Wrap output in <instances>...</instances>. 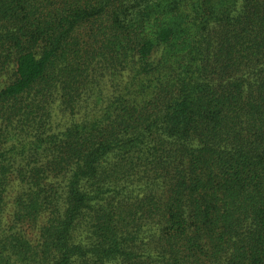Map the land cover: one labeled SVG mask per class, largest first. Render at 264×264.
Instances as JSON below:
<instances>
[{
    "label": "trees",
    "instance_id": "trees-1",
    "mask_svg": "<svg viewBox=\"0 0 264 264\" xmlns=\"http://www.w3.org/2000/svg\"><path fill=\"white\" fill-rule=\"evenodd\" d=\"M0 264H264V0H0Z\"/></svg>",
    "mask_w": 264,
    "mask_h": 264
}]
</instances>
